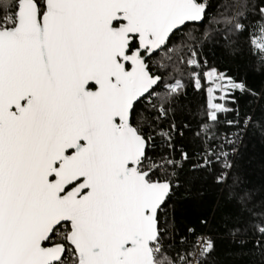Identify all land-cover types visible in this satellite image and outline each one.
<instances>
[{
	"label": "snow or ice",
	"instance_id": "snow-or-ice-1",
	"mask_svg": "<svg viewBox=\"0 0 264 264\" xmlns=\"http://www.w3.org/2000/svg\"><path fill=\"white\" fill-rule=\"evenodd\" d=\"M246 34L264 72V0H0V264H264V89L205 58Z\"/></svg>",
	"mask_w": 264,
	"mask_h": 264
},
{
	"label": "trees",
	"instance_id": "trees-1",
	"mask_svg": "<svg viewBox=\"0 0 264 264\" xmlns=\"http://www.w3.org/2000/svg\"><path fill=\"white\" fill-rule=\"evenodd\" d=\"M251 23L255 24L256 21ZM206 59L209 65L217 66L221 71L232 70L233 75H239L245 78L248 84L256 90L264 89V72L259 70L256 58L252 55L249 47L248 35L239 37L232 48L223 47L222 42L217 40L210 41L205 46ZM189 101L194 106L205 103L206 95L196 93L191 87L188 89ZM248 100L245 97L240 98L241 111L245 109ZM223 119V117H222ZM242 151L246 158L259 159L264 155V143L256 136L249 135L245 137V144ZM198 206L195 202L181 203L177 208V218L185 222H195ZM222 246V245H221Z\"/></svg>",
	"mask_w": 264,
	"mask_h": 264
}]
</instances>
